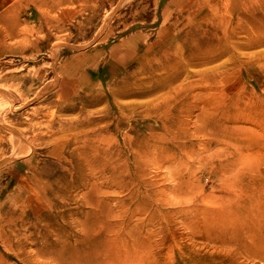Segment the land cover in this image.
<instances>
[{"label": "rangeland", "instance_id": "1", "mask_svg": "<svg viewBox=\"0 0 264 264\" xmlns=\"http://www.w3.org/2000/svg\"><path fill=\"white\" fill-rule=\"evenodd\" d=\"M193 1L0 0V264H264V0Z\"/></svg>", "mask_w": 264, "mask_h": 264}, {"label": "bare ground", "instance_id": "2", "mask_svg": "<svg viewBox=\"0 0 264 264\" xmlns=\"http://www.w3.org/2000/svg\"><path fill=\"white\" fill-rule=\"evenodd\" d=\"M204 0H194L193 1V6L194 5H202V6H205V5H208L209 2L208 1H204ZM159 3V2H158ZM136 4V3H135ZM191 4V5H192ZM213 8V7H212ZM217 8V7H216ZM179 11V10H178ZM215 10L214 9H211V12L210 14L208 15H205L204 17H201L199 20L202 19V22L204 20L205 21H208V24L211 25V30L215 29L218 27L217 25V21H216V15H218L216 12H214ZM201 10L200 9H196V10H192V6L190 5H187V6H183L180 11H179V17H182V21L181 18H177L176 20V23H174L172 25V29L170 31H173L172 33L169 34V36H171L172 34L176 33V35L178 34L179 36V39L180 41H184L186 36L185 33H188V34H193V35H196V34H200L201 35H206V34H209V30L208 29H204L203 27L201 28L200 27V23H197L194 19V17L198 16L201 14ZM174 13V12H173ZM173 15V14H172ZM174 18V17H173ZM92 19V18H91ZM170 19L171 18V13L169 12L168 8H166V10L164 11V21L165 22H168V21H171ZM174 20V19H173ZM87 21V20H86ZM201 22V21H200ZM89 23V22H88ZM171 24V23H170ZM129 25V24H128ZM165 25V24H164ZM168 25V23H167ZM128 27V26H127ZM80 28V27H79ZM128 29V28H127ZM187 39V38H186ZM159 56L161 57H168L170 55H174L172 52H170L164 45H162L160 47V51L158 52ZM178 54V53H177Z\"/></svg>", "mask_w": 264, "mask_h": 264}]
</instances>
